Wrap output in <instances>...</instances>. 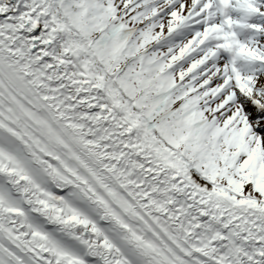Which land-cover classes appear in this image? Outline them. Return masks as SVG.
I'll return each instance as SVG.
<instances>
[{
  "label": "snow or ice",
  "instance_id": "1",
  "mask_svg": "<svg viewBox=\"0 0 264 264\" xmlns=\"http://www.w3.org/2000/svg\"><path fill=\"white\" fill-rule=\"evenodd\" d=\"M0 264H264V0H0Z\"/></svg>",
  "mask_w": 264,
  "mask_h": 264
}]
</instances>
